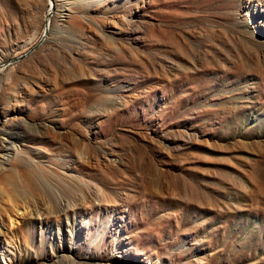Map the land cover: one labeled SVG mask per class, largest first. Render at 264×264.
Here are the masks:
<instances>
[{
    "label": "rangeland",
    "instance_id": "374dc122",
    "mask_svg": "<svg viewBox=\"0 0 264 264\" xmlns=\"http://www.w3.org/2000/svg\"><path fill=\"white\" fill-rule=\"evenodd\" d=\"M54 1L0 0V264H264V0Z\"/></svg>",
    "mask_w": 264,
    "mask_h": 264
},
{
    "label": "bare ground",
    "instance_id": "6f19581e",
    "mask_svg": "<svg viewBox=\"0 0 264 264\" xmlns=\"http://www.w3.org/2000/svg\"><path fill=\"white\" fill-rule=\"evenodd\" d=\"M48 1H49L50 5H49V7L47 9L46 15L43 18H40L38 20V23H37V25H39L41 23H44V25H45V29L43 30L41 41H47V40H49L51 38V34L53 32V24L51 23V19L52 18H50L51 16H54L55 14L58 13L59 22H60L59 24L62 25V26H63V22L67 21V18H68V11H69L68 8L62 7L59 10L57 5H56V2L54 0H48ZM0 66H1V64H0ZM3 112H4V110H3ZM0 115H1V113H0ZM1 120H2V117L0 116V121ZM1 134H4L5 136L3 137V135H1ZM10 135H11V131L5 129L3 124L0 123V148L4 147V145H5L4 142L7 140L8 136H10ZM12 140L15 141L16 139L12 137ZM103 153H106V151L103 150ZM19 161H21V159ZM1 163L2 164L6 163V160H5L4 156H2ZM32 164H33V162H32ZM33 166L36 167L38 165L33 164ZM31 167H32V165H31ZM34 167L29 168L30 172H26L25 170L22 171L23 176L26 179L30 180L31 182L33 180V175L37 173V171H36V169ZM45 171L47 173V171H49V169H45ZM53 173H55V172H53ZM44 175L42 177H44ZM9 176H10V174L4 173V172H0V193H1V195L3 194L10 201V205H8L7 210H12V212H14L17 216H19L18 212H21L20 214L25 215L26 212H28V206L23 203V200L25 201V198L24 199H21V198L18 199V196L22 192V191L21 192H19V191L22 190V189L19 190L18 189L19 184L17 183V181H15V180L11 181ZM44 178H42V179H44ZM18 201H20V202H18Z\"/></svg>",
    "mask_w": 264,
    "mask_h": 264
}]
</instances>
